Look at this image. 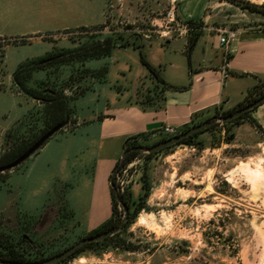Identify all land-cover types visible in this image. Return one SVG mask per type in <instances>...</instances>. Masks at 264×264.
<instances>
[{
    "label": "rangeland",
    "instance_id": "rangeland-1",
    "mask_svg": "<svg viewBox=\"0 0 264 264\" xmlns=\"http://www.w3.org/2000/svg\"><path fill=\"white\" fill-rule=\"evenodd\" d=\"M183 1L185 0H0V30L3 32L0 36V89L5 88V77L16 66L20 56L44 47H51V51L74 48L91 40L92 35L105 36L111 33H122L127 40H148L141 47L147 61L155 62L153 67L159 70L162 77L180 78L182 70L179 68L188 64L187 53L182 51L181 44L166 43L180 38V34L189 42V28L184 27L183 22L177 18V8ZM247 1L264 4V0ZM212 9H223L219 12L222 17L233 15L227 19H243L237 24H225L229 25V29L236 30L242 23L249 26L264 25L263 14L243 9L227 0H209L204 15L210 14ZM172 11L174 17L170 14ZM96 12L100 15L97 23L87 22L88 24L61 28L52 33L48 31L62 26L68 19L82 21L85 18L83 22H86ZM23 34L27 35L21 36ZM47 35L49 36L46 37ZM39 36H43L45 43L27 46L33 37ZM150 38L162 40L163 46L151 44ZM189 46L190 42L187 49ZM129 51L114 50L111 56L90 60L83 65L76 62L54 66L50 68L52 80L58 77L62 83H67L65 93L72 96L77 91V97L84 87H91L87 82L89 78H102L106 75L102 69L97 73V70H93L91 65L99 61L112 68L108 82L117 96L121 97L120 101L129 91L146 93L149 86H146L142 77L136 88L132 86L131 79L115 74L117 67L126 61L127 55L134 67L137 61L141 63L139 52ZM29 60L32 59L25 62ZM172 62L176 63L175 67L171 66ZM151 75L156 78L154 74ZM10 88L13 92H20L14 82ZM20 94L26 96L22 92ZM109 94L111 96L108 100L98 93H90L79 103L101 109L106 100L120 102L111 92L105 96ZM27 98L23 100L22 107H31V111L23 114L11 128L0 132V153L9 147L15 135L29 133L35 126L33 117L43 106L36 100L31 102ZM260 106L250 114L257 125L251 122V118H246L229 125L230 129L225 133L224 130L220 131L223 125L218 124L214 134L216 144H211L213 131L206 130L194 139L195 142L204 144L203 149L196 144L175 145L149 159L143 160L140 157L135 161L136 166L122 171L123 184L129 187L135 201L143 193L142 175L144 171L148 173L151 189L146 208L122 233L127 243L139 247V250L109 248L100 255L88 250L60 264H198L194 257L199 258L201 264H264V126L258 120L264 108ZM75 107L76 105L72 106L71 122L59 130L58 134L70 131L77 124ZM217 112L224 110L214 109L201 118L200 112L195 113L189 124L183 128L174 127L176 134L210 119ZM105 136L103 140L98 137L95 147L90 151L85 150L84 155L82 153L78 159L73 156V167H68L67 173L63 172L59 178L48 176L37 192L29 189L28 179H34L37 172L44 168L46 172L53 167H46L50 151L42 153L31 170L29 168L23 172L31 157L39 150L20 165L0 174L3 177L0 184L6 185L13 176L20 173L18 180L24 178L26 184L23 200L27 206L31 203V209L34 210L33 216L22 213L15 217L8 212L12 204L9 202L12 201L11 193L0 190V229L13 236L16 244L25 243L32 247L31 253L40 248L44 253L54 254L64 251L91 232L84 224L81 227L79 220L100 225L109 218L110 175L103 162L97 167L96 154L100 157L107 156L108 147L117 137ZM227 136L233 137L231 143L223 140ZM219 139L221 142H217ZM155 142H149L148 139L145 141L146 144ZM63 145L64 143L60 147ZM16 200L18 201L17 196ZM119 208L122 209V206ZM18 217L23 221L33 220L35 227L21 230L18 227Z\"/></svg>",
    "mask_w": 264,
    "mask_h": 264
},
{
    "label": "crops",
    "instance_id": "crops-1",
    "mask_svg": "<svg viewBox=\"0 0 264 264\" xmlns=\"http://www.w3.org/2000/svg\"><path fill=\"white\" fill-rule=\"evenodd\" d=\"M208 3L209 0H185L177 8V18L180 22H183V26H187L186 23L188 21L200 23L196 28L198 29L197 31H200L201 35L194 45L187 49V44L189 45L193 31H195L194 27L187 26L189 28V42L183 39L184 35L180 34V38L166 43L181 44L183 47L182 51L187 53L188 56V64L185 66L181 65L179 68L182 70L180 78L174 77L169 79L167 76L163 77L171 86L170 89L164 88V84L151 75L149 69L141 62V58V63L139 64L137 61L134 67L132 62L128 61L127 55L125 56L126 61L117 67L115 71L116 76H123L127 80L131 79L132 86L134 85L136 88L138 80L142 77L149 88L146 93L142 94L129 91V94L123 96V100L120 101L121 97L117 96V93L113 91L114 89L108 82L112 68L108 67L107 63L93 62L91 65L94 68L93 70H97V73L102 69V72H105L106 75L102 78H89L87 82L88 86L91 87L76 99V111L74 115L78 119L77 124L71 127L70 131L57 133L31 157L29 165L23 172H26V169L28 170L29 168L31 170L32 165L40 158L41 154L48 151L51 153L46 158V167L53 165L54 169L52 167L49 168V171L45 172L44 168L37 172L34 179L29 177V189L32 188L37 192L38 187L47 181L48 176L54 178L58 176L59 178L63 172L67 173V168L73 167V156L78 159L79 155H82V153L84 155L85 150L90 151L92 147H95L98 137L100 140H103L106 137L105 135L117 137V140L108 147L109 152L107 156L100 157L99 154H96V160L98 159L96 162L97 167L100 162H103L105 170L111 177L112 171L125 152L124 146L127 138L137 134H147L149 142H155L160 140L159 136L161 138L167 136L165 133L160 132L164 125L168 124L173 127L183 128L190 123L195 113L200 112L199 118H201L202 116H207L214 109L227 111L236 107L245 99L248 91L264 79V25L249 26L245 23L238 25L236 28L238 38L228 48H225L219 44L218 29L228 28L229 25L237 24L243 19H227L229 16H233L232 14H223L224 17H222L220 16L222 14L219 12L223 9H212L210 14L204 15ZM84 19L82 21L68 19L62 26L48 31L52 33V31L61 28L68 29L81 24L97 23L100 20V15L96 12L95 15L88 17L86 22H83L85 21ZM2 34V30H0V36ZM25 35L27 34L21 36ZM147 41L140 38L137 43L144 46ZM149 41L151 44L156 43L161 46L164 44L160 39L150 38ZM40 43H45L43 36L33 37L27 46L38 45ZM50 49L51 47H44L20 56L16 66L9 70V74L5 77V88L0 89V132L11 128L13 123L20 119L23 114L31 111V107H22L24 104L23 100L28 96L26 97L20 94V92H13L12 88H10L13 85L14 71L28 59L45 56L51 52ZM116 50H122L123 52L136 50L139 52V50L131 46ZM149 63L152 66L156 65L155 62H153L154 64ZM171 66L175 67L176 63L172 62ZM109 92L120 102H109L108 98L111 95L105 96ZM90 93H94L95 95L98 93L101 97L108 99L101 109H96L95 106L90 104L79 103L82 98ZM27 99L35 102L34 99H30L29 97ZM260 107L264 108V104ZM258 120L264 126V109ZM58 141L62 142L57 143ZM55 143L57 145L54 146ZM62 143L64 145L60 147ZM32 162L33 164H31ZM19 176L20 173L17 176H13L9 184L4 185V183H1L0 190L11 193L12 201L9 202L12 203V206H9L8 212L14 214L15 217L22 213L33 216L34 210L31 209V203L27 206L23 200V190L26 185L24 184L25 180L24 178L23 180H18ZM16 196L18 197V201L16 200ZM16 202H18V206L15 208ZM3 207L5 208L4 205ZM4 208L2 209L3 212ZM111 213L112 203L109 217ZM78 222H81V227L84 224L89 231L99 226L92 225L90 222L87 224L86 220H79ZM58 224H61V222Z\"/></svg>",
    "mask_w": 264,
    "mask_h": 264
},
{
    "label": "trees",
    "instance_id": "trees-1",
    "mask_svg": "<svg viewBox=\"0 0 264 264\" xmlns=\"http://www.w3.org/2000/svg\"><path fill=\"white\" fill-rule=\"evenodd\" d=\"M231 3H234L238 6H240L243 9H248L251 12H257L264 15V4H255L247 0H227ZM187 26L194 27L195 31H193V35L191 37L190 46L191 48L195 41L198 39V37L201 35L200 31H197L196 28L197 25H200L198 22L194 21H188ZM99 29V28H96ZM93 38L91 40L85 41L80 43L79 46H76L74 48L69 49H58L53 50L49 53H47L45 56L29 60L21 65L18 66V68L13 73V82L18 88L20 92L25 94L31 99L36 100L37 102L42 104V108L37 110L38 112L34 115V123L35 126L32 127V131L29 133H26L24 135H15L14 140L9 145V147L5 150H3L0 153V167L7 166L14 162L16 159H18L24 152H26L40 137H42L46 132H48L50 129L55 127L56 125L63 123V122H71V114H72V106L75 105V101L79 96H82L86 90H88V87H84V90L81 92V95L76 97V94H73L72 96H68L65 93V87L68 85L67 83H62L61 80L58 79V77H55L52 80L50 68L60 67L61 65H67L72 64L76 62H81L83 65L85 62L93 60V59H101L105 56H109L113 53L114 50L117 48H124V47H133L134 49L139 50L141 62L149 69V71L155 75V79L162 82L164 85V88L170 89L171 86L165 81V79L160 75L159 70L154 68L145 58L143 51L141 47L143 45H139L136 41V39H125V37L122 35V33H111L105 36H102V34H97L95 36L92 35ZM125 39V41H123ZM140 38H138L139 40ZM1 40V37H0ZM24 43V42H23ZM0 50H1V44H0ZM43 72V74H42ZM40 74V75H39ZM67 82V81H66ZM71 88V87H69ZM264 96V79L261 80L257 85H255L253 88H251L245 99L240 102L236 107L224 111V112H217V116H227L231 113L235 112L236 110L243 108L252 102L260 99ZM73 103V105H72ZM264 104V103H263ZM259 107V106H258ZM258 107L254 108L253 110H250L248 112L243 113L240 117L233 119L231 121H226L222 123H215L211 127L200 131L193 136H190L188 138H185L183 141L176 145L180 144H190V145H197L200 149L204 148L203 143L195 142L194 139L202 132L206 130L213 131V139L211 144L215 143V130L216 127H218V124H222L223 127L220 128V131L224 130L225 133L229 131V125L244 120L246 118H251L250 114L254 110H256ZM74 113V112H73ZM215 115V116H216ZM209 120V119H208ZM251 122L256 123L254 119L251 118ZM37 124V125H36ZM170 136L162 137L160 140L166 139ZM147 135L146 134H137L134 136H131L126 139L124 151H128L127 155L125 156L122 163H117L116 167L119 169L122 165L128 164L131 162L135 157L140 156L145 159H149L160 152L167 151L168 149H171L172 147L163 149L161 151L155 152V153H146L144 154L139 147L142 146H150L151 144H146L145 141H147ZM224 141L227 143H231L233 140V137L227 136L223 138ZM157 141V142H158ZM221 140L219 139V141ZM46 143V142H45ZM156 143V142H155ZM175 146V145H174ZM9 171V170H6ZM4 171V172H6ZM3 172H0L2 174ZM148 173L144 171L142 175L143 180V193L140 195L139 200L135 201L132 199V192L129 187H125L123 191L118 189L115 180L113 179V183L115 184L114 187L111 186V203H112V213L111 216L101 223L99 226H97L94 230L88 233L86 236H92V235H98L102 234L105 231L109 229H113L117 227L125 215V209L124 205L129 209L128 218L125 221V224L119 232L103 239L100 241H93L79 250H77L74 254L66 258L65 260L61 262H67L71 259L83 254L86 251H91L97 255H100L101 253L105 252L109 248H119L123 250H132L136 251L139 250V247L135 245H131L130 243H127V240L125 237L122 236V233L128 229V227L135 222L138 214L146 208V203L150 195V184L148 181ZM1 180H3V177H0ZM119 198L122 200V203L119 201ZM119 206H122V209L119 208ZM18 227L23 230L25 228L32 229L35 227V223L32 221H29L28 219L26 221H23L21 218L18 217ZM21 223V224H19ZM36 223H38L36 221ZM37 225V224H36ZM32 226V227H31ZM30 231V230H29ZM28 237V236H27ZM29 239V238H28ZM23 241H27L26 239H22ZM32 247H29L25 243L16 244L13 240V236L8 235L5 231L0 229V257L4 259L9 260H15V261H37V260H43L48 257H51L53 255H56V253H60L61 251H58L56 253H44V250H41L38 248L35 253H31ZM34 254V255H33ZM194 261L198 262V264H201L200 259L197 257L193 258ZM56 263V264H60Z\"/></svg>",
    "mask_w": 264,
    "mask_h": 264
},
{
    "label": "water",
    "instance_id": "water-1",
    "mask_svg": "<svg viewBox=\"0 0 264 264\" xmlns=\"http://www.w3.org/2000/svg\"><path fill=\"white\" fill-rule=\"evenodd\" d=\"M263 103H264V96L261 97L260 99L256 100V101L252 102L251 104L236 110L235 112L231 113L230 115L213 116L209 120H206L200 124H197V125L189 128V129H187L184 132L170 136V137L163 139L161 141H158V142H156L150 146L139 147V149H141L142 151H146L147 153H155V152L161 151L163 149L172 147V146L180 143L181 141H183L185 138L193 136L194 134L211 127L212 125H214L217 122H220V121L226 122V121H231L233 119H236V118L240 117L243 113L248 112L250 110H253L254 108L262 105ZM66 124H67V122H63V123L56 125L52 129H50L42 137H40L18 159H16L14 162H12L11 164H9L7 166L0 167V172H4L6 170H10L12 168H15L16 166L20 165L22 162L27 160L32 154H34L37 150H39L45 144V142H47L59 130H61L63 127H65ZM127 153H128V151H125L123 153V155L120 159V163L123 162ZM117 168L118 167H115V169L111 173L110 184L112 187L115 186V184L113 183V177L117 171ZM119 201L122 203V200L120 198H119ZM124 209H125L124 218L122 219V221L120 222V224L117 227H115L113 229H109L102 234L83 237L82 239L77 241L72 246L68 247L64 251H62V252H60L54 256L48 257V258L43 259V260H37V261H15V260H9V259H4V258L0 257V264H56V263H59V262L65 260L66 258H68L69 256H71L72 254H74L77 250H79L80 248H82L86 244L93 242V241L103 240V239L119 232L120 230H122V228L125 224V221L128 218V213H129V209L125 205H124ZM194 256H196V255L194 254Z\"/></svg>",
    "mask_w": 264,
    "mask_h": 264
},
{
    "label": "built area",
    "instance_id": "built-area-1",
    "mask_svg": "<svg viewBox=\"0 0 264 264\" xmlns=\"http://www.w3.org/2000/svg\"><path fill=\"white\" fill-rule=\"evenodd\" d=\"M172 15V17H174V12L172 11L170 13ZM184 27H187V26H184ZM188 28V27H187ZM186 28V29H187ZM219 31V44L221 46H224L225 48H228V46L233 42L235 41L237 38H238V33L236 30L234 29H229V28H219L218 29ZM162 132L165 133L167 136H170V135H174L176 134V129L171 126V125H164L163 128H162ZM140 157L137 156L135 157L131 162H129L128 164L124 165L118 173H116V182L118 184V187L121 191L124 190L125 187H127L126 185L124 186L123 184V179L121 178V173L123 170H127V169H132L135 165V161L137 159H139ZM142 158V157H141ZM143 159V158H142ZM131 166V167H129Z\"/></svg>",
    "mask_w": 264,
    "mask_h": 264
},
{
    "label": "flooded vegetation",
    "instance_id": "flooded-vegetation-1",
    "mask_svg": "<svg viewBox=\"0 0 264 264\" xmlns=\"http://www.w3.org/2000/svg\"><path fill=\"white\" fill-rule=\"evenodd\" d=\"M140 157V156H139ZM124 165H126V164H124ZM124 165H122L119 169H117V171H116V173H118L119 172V170L124 166ZM116 173H115V175H114V182L116 183V185H117V187H118V184H117V182H116ZM118 189H119V187H118Z\"/></svg>",
    "mask_w": 264,
    "mask_h": 264
}]
</instances>
